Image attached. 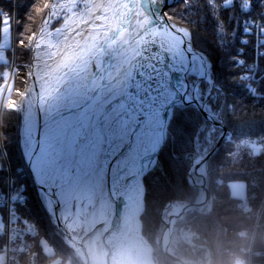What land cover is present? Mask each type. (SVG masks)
<instances>
[{"label":"trees","instance_id":"trees-1","mask_svg":"<svg viewBox=\"0 0 264 264\" xmlns=\"http://www.w3.org/2000/svg\"><path fill=\"white\" fill-rule=\"evenodd\" d=\"M45 1L50 0H16L18 41L43 24V14H35V8ZM247 1L251 7L245 10L242 4ZM212 2L190 0L188 6L183 7L180 2L167 11L170 22L184 30L194 50L208 60L211 67L209 81H204L198 90L200 102L207 99L212 110L219 112L230 136L229 140L220 143L207 163L210 202L201 212H188L176 222L170 245L177 257L199 264H236L240 251L249 246L259 217L252 259L264 263V154H251L246 149L234 151V145L244 138L264 141V46L258 49L262 55H257L255 40L244 34L248 19L264 24V5L261 6V0H236L228 5L224 0ZM14 8L13 0H0V39L3 15L10 17ZM244 39L248 42L244 43ZM19 57L18 62H28L27 54ZM253 66L260 80L254 83V90H248L240 78L245 69ZM3 68L4 64H1L0 71ZM1 126L2 148L12 171L11 189L15 191L18 183L26 186L28 208L17 207L18 218L32 222L42 231L41 236L45 235L51 241L55 253L66 257L68 246L52 230L53 220L41 206L32 188L30 173L23 166L22 148L18 144V115L6 111ZM218 138V129L195 107L175 110L163 151L154 168L143 178L142 234L154 246L158 264H174L155 247L162 229L160 212L167 204H190L195 200L197 189L188 183L189 165L194 158L211 152ZM0 162H3L1 150ZM234 182L245 186L244 198L251 205L247 213L238 210L240 199L230 194L229 185ZM6 191L7 173L2 168L0 194ZM241 231H246L245 237L239 236ZM181 232L188 233L189 240H183ZM74 258L80 264L75 255Z\"/></svg>","mask_w":264,"mask_h":264},{"label":"bare ground","instance_id":"bare-ground-1","mask_svg":"<svg viewBox=\"0 0 264 264\" xmlns=\"http://www.w3.org/2000/svg\"><path fill=\"white\" fill-rule=\"evenodd\" d=\"M132 6L133 0H87L47 53L46 61H34L30 72L23 69L25 73L18 72L28 78L37 69L47 70L52 85L54 79L63 83L67 77L80 73L74 82L63 86L58 110L41 109L49 101L33 99V140L26 163L39 170H34L33 179L45 196L48 212L58 216L62 223L72 219L76 222L73 231L81 248L74 244V249L83 261L90 260L91 264H104L99 259L108 247L103 246L102 238L111 219L117 188L132 173V164L150 150L157 132L152 107L154 96L144 75L145 69H150L147 67L150 49L143 44V26L135 28L137 24L131 19ZM116 25L120 26L122 45L111 68L98 71L100 52L103 47L106 49L107 39ZM91 38L100 44L98 55L93 50L82 56ZM171 39L177 56L175 65L185 70L186 75L199 78V82L208 77V64L194 51L186 36L173 34ZM148 48H151L149 43ZM108 52L109 49L106 60ZM19 67L14 66L8 75L4 94L10 88L14 70ZM248 84L254 87L251 81ZM197 91L198 86L193 93L197 95ZM184 102H191V93L185 95ZM1 103L5 108L10 100L6 101L3 95ZM198 175L199 165L195 164L190 170L191 180L197 181ZM72 209L76 210L75 214ZM176 209H166L165 221ZM126 221L127 238L107 237L113 248L111 264H150L146 246L140 242L138 233L133 232L136 222L131 216ZM167 236L166 232L164 243Z\"/></svg>","mask_w":264,"mask_h":264},{"label":"water","instance_id":"water-1","mask_svg":"<svg viewBox=\"0 0 264 264\" xmlns=\"http://www.w3.org/2000/svg\"><path fill=\"white\" fill-rule=\"evenodd\" d=\"M175 3L176 0H172L169 3H161L160 0H133V6L129 9L133 23L137 24L135 28H138L141 25L143 26V32H145L143 44L148 50L150 49L148 51L149 65H147L150 69H145L146 74L144 73V75L150 84V90L152 89L154 96V104L152 107L155 110V125L157 127V132L150 150L143 154L142 157L138 158L134 164H132V173L126 175L125 178L121 180L117 188L115 200L113 202L111 219L102 238L103 246L108 247L104 256L101 254L99 259L103 260L104 264H111L110 261L113 252L112 245L107 242V237L116 235L117 239H121L129 236V224H127L126 221L128 216H131L137 224L136 226L138 228L133 227V232L138 233L140 242L142 240L141 243L146 246L149 263L158 264L157 259L154 256L153 247L142 235L140 217L144 210L145 189L143 185V178L154 168L158 161L161 150L166 142L169 124L174 116L175 110L181 106L189 105L194 106L208 122L218 128L220 135L214 149L211 152L201 158L193 159L188 170V181L191 186L197 189V196L190 204L185 203L176 206V211L169 215V219H167V221L162 218L161 221L163 229L157 246L162 254L168 257L174 264H198L197 262L177 257L170 247V241L176 222L184 214L190 211L200 212L201 209L210 202V180L208 177L207 163L218 150V147L227 132L222 121H217L213 115L207 112L204 106L198 102L196 95L193 93L194 90L196 92L197 86L199 85V78L197 80L196 77V83L192 87L191 91L189 83V77L191 75H186L185 70L183 71L180 66L178 67L175 65L177 56H175V45L171 37L173 34L179 36L184 35L179 33L170 24L165 16L166 10ZM119 28L120 26L116 25L114 31L109 36V40L107 39V45L105 46L106 49L103 47L100 52V66L98 71L111 68L110 64H112L115 54L119 51V48L122 45V36L119 33ZM148 43L151 44V48H148ZM107 49H109V57H107L106 60L104 57ZM196 53L204 59L200 53ZM141 70L144 72L143 69ZM189 93H191V102L185 103L184 97ZM195 164L199 165V175L197 181L191 180L190 178V170L193 166H195ZM35 183L41 191L39 184L36 181ZM122 204H125V206H121ZM167 208H169V206H167L164 210ZM49 214L56 220L61 232L66 238L67 243L76 253L74 244L80 248L81 245L77 242L74 231H68L66 228L65 223L68 221L62 223L59 217L54 213ZM166 232L168 233V236L166 242L164 243L163 235ZM83 252L84 256L87 258L86 251L84 250ZM83 264L91 263L90 260L86 259L83 261Z\"/></svg>","mask_w":264,"mask_h":264},{"label":"rangeland","instance_id":"rangeland-1","mask_svg":"<svg viewBox=\"0 0 264 264\" xmlns=\"http://www.w3.org/2000/svg\"><path fill=\"white\" fill-rule=\"evenodd\" d=\"M205 1L208 2V4L213 3L212 0H205ZM233 1H235V0H224V4L228 5L229 3H232ZM86 2H87V0H50V1H45L41 5V7H39V5H40V3H39L35 8V14H38V16H39L40 13L42 12L43 24L35 32L30 33L26 38H24V40L22 39L21 41H18L19 35L17 34V31H16L17 14H16V11L14 8L16 6V0H13V8L14 9L11 13V16L9 17L7 15H3L4 21H3V25H2L1 39H0V64H4L5 68H3L0 71V109H1L0 110V129L2 127L1 124H2L3 113H5L6 111H9V112H13L16 115H18L19 126H20L19 127L20 131L18 134V144L22 148L23 166L25 167V169L27 168L26 170L29 171L31 179H32V188L35 191L38 199L40 200L41 206H43L45 208V210L48 214H49V212L47 210V205H46L47 201L45 199V196L38 189L37 184L34 182V179H33L35 171L39 172V170L37 169V167H35L34 169L28 167V165L26 163L27 150H28V147L33 140V115H32V113L35 110V107L33 104V102H35V101L33 99L36 97L38 99V101H40V102H43L44 100L49 101V103L46 107L44 105H41V109L47 108V109H49L48 111L58 110V108L61 104L60 102H62V99H61L62 94L61 93L64 90V89H62V88H64L63 86L66 85L67 83L74 82L75 78L78 77V75H80V73L78 75H76V77H73V76L67 77L65 79V81H63V83L60 82L61 79H57V80L54 79L53 80L54 84L52 85L51 80H50L51 75L49 74V72L47 70L37 69V72L34 73L33 76H30L28 78H23L22 75L18 74V72L23 73L24 72L23 70H27V72H30L32 65H34V61H38V60L46 61L47 53L54 46V43H56L57 39L60 37L62 31L67 27L69 22H71L75 18V16H77L78 13L82 10V8ZM180 2L182 3L183 7L190 5V0H178L172 6H176ZM242 8L247 10L249 7L246 4H242ZM168 9L165 12V16H166L167 20L170 22V20L167 17ZM170 24L179 33L185 35L189 44L192 46L190 39L188 37V34L184 30H181V29L177 28L176 26H174L172 24V22H170ZM244 28H246L247 34L252 35L251 37H253V35L256 34V31L255 30L250 31L248 29L247 25H245ZM257 33L259 34L260 31H258ZM91 39H92V42H91L90 46H88V47L86 46V48H84V52H82V56H85L88 52H91L93 50L98 55L97 51L100 47L99 46L100 44H98V42H95V40H93V38H91ZM196 52H198V51H196ZM198 53H200V52H198ZM22 54L28 55V62L27 63L18 62L19 58H20L19 56H21ZM239 56H241V53H239ZM202 57L206 60L208 66H209V72H210L211 67H210V64L208 63V60L203 55H202ZM99 64H100V62H99ZM13 65L14 66L19 65L20 67L18 68V70H14L13 78H12V81L10 82V88L4 94V89H5V86L7 84L6 80L9 78L8 75L10 74L12 68L14 67ZM16 71H17V75H16ZM75 71H78V69H76ZM240 79L245 84L246 88L248 90H250L252 88L250 87V84H248L249 81L256 84V82H258L260 80V77H258V74H256L255 66H253V67L245 69V71H244V73H242ZM204 81L205 82L209 81V74H208V77H206L205 79H202L199 82L198 90ZM189 83H190V87H193L195 85L196 77L194 75H191L189 77ZM252 90H254V89H252ZM3 95L6 96V101L10 100V103L5 108H2L3 105L1 103ZM196 97H197L198 102L204 106V108L207 112H209L211 115H213L217 121H221V119L219 117V112L217 113V112H214L212 110V107L210 104H208L207 99L204 101L202 100L200 102V95H199L198 91H197ZM189 106H191V105H189ZM181 107H184V106H181ZM218 131H219V129H218ZM226 132H227V130H226ZM219 135H220V131H219ZM60 136H61V134H59V136L56 137V139H59ZM224 139H228V140L230 139V136L228 133H226V136L223 138V140ZM0 141L2 143L1 146L3 147V136H2V134L0 135ZM239 143H241V141ZM235 145H234V151H236ZM163 148H164V146H163ZM163 148L161 150V153L163 151ZM239 151H241V150H239ZM249 153L253 154L254 152H249ZM261 154H264V152ZM194 157H196V156H194ZM201 157H203V156H201ZM201 157H196V158H201ZM196 158H194V159H196ZM46 159H47V157L44 156L43 160L46 161ZM190 166H191V164L189 165V168H190ZM189 168H188V170H189ZM41 169L43 170L44 168L42 167ZM19 171H17V172H19ZM11 175H12V171H11ZM187 177H188V171H187ZM11 180L13 181L12 176H11ZM188 183H189V181H188ZM20 186H23L24 193L26 196V186L23 183H18L16 188L18 189V188H20ZM229 191H230L231 196L234 198L240 199L239 201L245 200V198H244L245 186L243 183H241V182L231 183L229 185ZM26 201H27V196H26ZM178 205H181V204H177V203L167 204L160 212V216H161L160 220H162V218H164V214L168 212V211L164 210L167 206H169V209H170L171 207H176ZM206 206H204V208H202L201 211L204 210ZM262 206H264V199L262 202ZM27 208H28V203H26V208H24V209H27ZM72 211L74 214L76 213V210L72 209ZM80 212H81L80 215L84 214L83 210H81ZM190 212H195V211H190ZM70 215H71V213H70ZM50 217L53 220V224L51 227L52 230L68 246V248H67L68 249V255L66 257L62 256L61 254L55 253V250H54L55 248L52 246L51 241L48 240V238L45 235L42 237L41 236V235H43L42 231H40L39 228L37 229L36 226L32 222L24 220V219L21 220V224L24 227H25V225H27L29 228L31 235H28L27 240L31 241L32 250L37 252L39 264H79L77 262V260L74 258V255L79 259L80 264H83V260L79 257V255H77L75 253V251L72 249V247H70V245L67 243L66 238L63 235V233L61 232L56 220L51 215H50ZM75 223L76 222L74 221V219H72L70 221L68 220V222L65 223V226L68 229V231L74 230ZM161 224H162V221H161ZM162 229H163V224H162ZM162 229H161V232H162ZM161 232H160V236H161ZM31 236H33V237H31ZM160 236H159V238L155 244V247L157 250H159L157 244H158V241L160 239ZM173 236H174V230H173L172 237ZM180 237L183 240H189L190 235L186 232H181ZM170 243H171V241H170ZM150 245L153 247V250H154V246L151 243H150ZM170 247H171V245H170ZM72 254H74V255H72ZM154 256H155V251H154ZM240 256H241V251H240ZM240 256H238V257H240ZM238 257L236 259H238ZM155 258H156V256H155ZM2 259L3 258L0 255V261ZM182 259H184V258H182ZM185 260H189V259H185ZM189 261H193V260H189ZM236 264H242V263H240L239 261L238 262L236 261Z\"/></svg>","mask_w":264,"mask_h":264},{"label":"built area","instance_id":"built-area-1","mask_svg":"<svg viewBox=\"0 0 264 264\" xmlns=\"http://www.w3.org/2000/svg\"><path fill=\"white\" fill-rule=\"evenodd\" d=\"M245 4L248 5V7H251L249 1L245 2ZM260 4L263 6L264 0H261ZM246 25L250 31H256V34L253 35L252 38L255 40L254 46L256 51H258L261 46H264V24L248 19ZM258 31H260L259 34L257 33ZM244 34L249 35L246 33V28ZM249 36L252 35L250 34ZM243 42L247 43L248 39H244ZM257 55L261 56V51H258ZM0 148L3 154V162H0V170L5 168L7 173V191L5 194H0V255L3 258L2 264H39L38 254L32 250L31 241L27 240L28 235H31L29 228L27 225L24 227L21 224V220L18 218L17 214V207L26 208L27 201L24 188L23 186H20V188L15 191L11 189L12 180L10 166L3 153L1 145ZM242 148L248 149L249 152L261 154L264 152V141L247 137L244 138L241 143L238 142L235 145L237 152L242 150ZM237 208L240 211L247 213L251 210V205L248 201L241 200L238 201ZM263 209L264 206H262V210ZM258 220L259 217L256 220L249 246L241 250V256L236 259L237 262L239 261L242 264H264L261 260L254 262L252 259L254 233ZM239 236L245 237L246 231H241Z\"/></svg>","mask_w":264,"mask_h":264},{"label":"crops","instance_id":"crops-1","mask_svg":"<svg viewBox=\"0 0 264 264\" xmlns=\"http://www.w3.org/2000/svg\"><path fill=\"white\" fill-rule=\"evenodd\" d=\"M1 65V64H0ZM2 262H3V259L0 261V264H2Z\"/></svg>","mask_w":264,"mask_h":264}]
</instances>
